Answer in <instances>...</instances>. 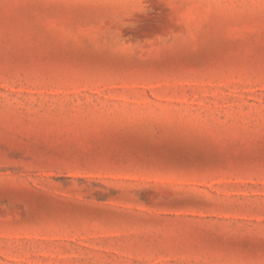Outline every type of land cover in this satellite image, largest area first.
I'll list each match as a JSON object with an SVG mask.
<instances>
[{
    "label": "rangeland",
    "instance_id": "374dc122",
    "mask_svg": "<svg viewBox=\"0 0 264 264\" xmlns=\"http://www.w3.org/2000/svg\"><path fill=\"white\" fill-rule=\"evenodd\" d=\"M0 264H264V0H0Z\"/></svg>",
    "mask_w": 264,
    "mask_h": 264
}]
</instances>
